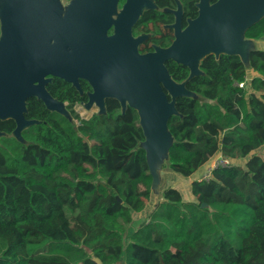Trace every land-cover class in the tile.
<instances>
[{"label":"trees","instance_id":"1","mask_svg":"<svg viewBox=\"0 0 264 264\" xmlns=\"http://www.w3.org/2000/svg\"><path fill=\"white\" fill-rule=\"evenodd\" d=\"M153 1L132 31L146 36L140 54L173 43L179 7L183 27L198 16V0ZM245 37L264 40V18ZM249 66L251 78L238 55L211 54L190 77L187 66L167 64L192 93L176 98L168 119L167 167L195 179L187 193L165 189L127 243L153 186L136 109L107 98L103 112L82 118L76 106L88 102L90 84L55 78L48 92L70 117L32 98L25 118L36 123L21 140L15 120L0 119V264H264V187L233 163L253 156L264 173V50L250 52ZM220 154L232 166L196 178Z\"/></svg>","mask_w":264,"mask_h":264},{"label":"water","instance_id":"2","mask_svg":"<svg viewBox=\"0 0 264 264\" xmlns=\"http://www.w3.org/2000/svg\"><path fill=\"white\" fill-rule=\"evenodd\" d=\"M119 1L73 0L65 9L59 0H8L1 6L0 119L15 120V138L21 140L22 131L36 123L25 118L29 99L37 98L62 113V104L46 88L51 78L76 87L86 80L93 88L90 104L96 102L101 112L107 98L137 110L148 164L151 138L142 113L144 108L148 115L147 102H156L161 108L157 114L150 110L148 117L159 115L156 138L164 137L168 159L172 144L168 119L177 114L176 98L192 93L185 83L172 79L166 65L174 61L187 66L190 77L199 75L201 70H195L200 57L202 62L211 54L238 55L222 52L229 46L231 34L244 29L245 36L248 28L264 18V0H218L213 5L201 1L199 16L183 31L179 20L173 26L175 40L170 47L140 54L138 46L145 37L135 38L133 27L144 11L155 7L154 1L126 0L122 8Z\"/></svg>","mask_w":264,"mask_h":264},{"label":"rangeland","instance_id":"3","mask_svg":"<svg viewBox=\"0 0 264 264\" xmlns=\"http://www.w3.org/2000/svg\"><path fill=\"white\" fill-rule=\"evenodd\" d=\"M59 1H60V5L62 6L61 8L64 7L65 9L70 4V2H72L73 0H59ZM7 3H8V0H0V13H2L1 6ZM1 37H2V31H1ZM247 69L248 70L250 69V66L248 63H247ZM60 108L62 109L63 114L70 117L68 112L65 110L64 106L61 105ZM87 108L88 109H85V108L80 109L81 115L83 117H89L94 112H101L100 106H98L97 104H94L93 106L91 107L89 106ZM15 135H17V133ZM165 143L166 142L164 140L163 144L162 145L160 144L161 147L158 149L156 157H153L152 155L154 154L150 155V153L148 152L149 164H150L151 172L153 174V187H152L151 198L147 203L146 209L142 213L134 215L133 222L125 235V243H127L129 234L132 231L137 230L142 224L148 221L149 214L153 211V209L157 206V204L162 201L163 191L165 189H167L170 186H176L180 188L183 193H187L189 184L195 179V178H190L187 180L181 179L179 178L178 174L172 172L167 167L166 147H164ZM143 146L147 148V143L146 142L143 143ZM211 163L207 167H205L204 174L207 172L209 166H211ZM233 163L240 164L246 167L247 169L251 170L256 182L262 187H264V173L261 172L258 168L254 167L255 159L253 156H250L247 159L233 162ZM201 175H202L201 173L198 174L196 178H202L203 176ZM119 264H123V263L120 262Z\"/></svg>","mask_w":264,"mask_h":264},{"label":"crops","instance_id":"4","mask_svg":"<svg viewBox=\"0 0 264 264\" xmlns=\"http://www.w3.org/2000/svg\"><path fill=\"white\" fill-rule=\"evenodd\" d=\"M207 2V0H200V2ZM209 1V0H208ZM210 4V3H209ZM225 49L222 50V52H227V53H237L239 57L241 58L248 74V78H251L253 76V72L251 69H247V63L249 64V54L252 50L254 49H261L264 50V40H252V39H247L244 36V29H238L235 30L234 33L231 34L230 36V42L229 46L224 47ZM216 53V51H213ZM201 62V57L198 59V62L196 64V71L200 70L199 65ZM100 110L102 111L101 107ZM2 136L4 135L3 133H0Z\"/></svg>","mask_w":264,"mask_h":264},{"label":"bare ground","instance_id":"5","mask_svg":"<svg viewBox=\"0 0 264 264\" xmlns=\"http://www.w3.org/2000/svg\"><path fill=\"white\" fill-rule=\"evenodd\" d=\"M145 7L146 6H142V9H144ZM146 105L148 106V108L146 109L148 111V115H149L150 110H153L157 114L158 110L161 108L156 102H147ZM142 115H143V121H144L143 123L144 128L146 130L148 137L151 138L149 149H151L152 154H155V153L157 154L158 149L161 147V145L163 144V141L165 140L164 137H163L164 140L162 138H156V135L159 133V128L157 126L159 115L157 116L151 115L150 117H148L144 108H143Z\"/></svg>","mask_w":264,"mask_h":264},{"label":"flooded vegetation","instance_id":"6","mask_svg":"<svg viewBox=\"0 0 264 264\" xmlns=\"http://www.w3.org/2000/svg\"><path fill=\"white\" fill-rule=\"evenodd\" d=\"M218 2V1H217ZM200 3V0H198V4ZM209 3H210V5H213V4H215V3H211V1L209 0ZM198 4H197V6H198ZM199 11H200V9H199V7H198V16H199ZM176 21H175V23L172 25V27L177 23V21L179 20V23H180V27H181V30L183 31L187 26H188V23H189V21H192V20H195V19H188L187 20V25H186V27H183L182 26V8L181 7H179L178 8V10L176 11ZM197 16V17H198ZM173 31H174V36H175V28H173ZM113 33V29L112 30H110L109 31V34L111 35ZM139 37H145V39H146V36L145 35H143V36H139ZM139 37H135V38H139ZM0 39H1V22H0ZM144 39V40H145ZM175 40V39H174ZM174 42V41H173ZM142 44V43H141ZM172 45V44H171ZM170 45V46H171ZM140 46V45H139ZM139 46H138V50H139ZM169 46V47H170ZM157 48H160V47H156V49ZM156 49H155V51H156ZM154 51V52H155ZM151 53V52H150ZM146 54H148V53H146ZM167 66V65H166ZM53 79H55V78H51V82L49 83V84H51L52 83V81H53ZM60 79V78H59ZM63 80V79H62ZM81 81H86V80H80L79 81V85H80V82ZM87 82V81H86ZM89 83V82H88ZM48 84V85H49ZM71 84V83H70ZM90 84V83H89ZM47 85V86H48ZM74 86V85H73ZM91 86V85H90ZM74 87H76V86H74ZM47 88V87H46ZM91 88H92V86H91ZM47 91H48V89H47ZM93 93V88H92V91H90V92H88V102H86V103H80L79 105H77L76 106V111L80 114V116L82 117V118H85V117H83L82 115H81V112H80V109H88L87 107H91V106H93L94 104H97L96 102H93L92 104H90V95ZM51 95V94H50ZM53 98V97H52ZM32 99V98H31ZM30 100V99H29ZM56 100V99H55ZM58 101V100H57ZM58 102H60V101H58ZM61 104H62V106H64V108H65V110L67 111V105H68V103H63V102H60ZM46 106V105H45ZM47 107V106H46ZM47 109H49L48 107H47ZM50 111H53V112H57V111H54V110H52V109H49ZM68 112V111H67ZM57 113H59V112H57ZM94 113H101V112H94ZM60 114H62V113H60ZM68 114H69V112H68ZM93 114V113H92ZM91 114V115H92ZM63 115H65V114H63ZM65 116H67V115H65ZM69 116H70V114H69ZM76 123H78L77 121H75Z\"/></svg>","mask_w":264,"mask_h":264},{"label":"built area","instance_id":"7","mask_svg":"<svg viewBox=\"0 0 264 264\" xmlns=\"http://www.w3.org/2000/svg\"><path fill=\"white\" fill-rule=\"evenodd\" d=\"M232 164L233 163H231L227 158L220 154L213 159L211 166H209L207 172L203 175L201 179H208L211 174V171L217 167H230L232 166Z\"/></svg>","mask_w":264,"mask_h":264}]
</instances>
